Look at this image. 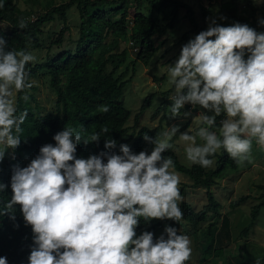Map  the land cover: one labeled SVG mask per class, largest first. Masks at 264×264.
<instances>
[{
	"label": "clouds",
	"instance_id": "1",
	"mask_svg": "<svg viewBox=\"0 0 264 264\" xmlns=\"http://www.w3.org/2000/svg\"><path fill=\"white\" fill-rule=\"evenodd\" d=\"M253 3L261 6L264 0ZM217 19L227 17H206L207 29L183 44L176 61L167 65L168 84L174 89L168 117H179L185 105L199 106L204 111L195 132L181 131L174 123L155 137L144 133L153 147L139 153L123 143L119 153L111 151L117 141L106 138L108 151L87 158L77 157L78 144L82 139L99 143L102 135L107 137V127L87 137L72 126L56 132L55 144L41 146L29 164L12 167L11 197L2 202L0 216L15 220L14 206L19 205L33 235L23 240H31L29 245L21 246L2 242L11 238L6 232L0 239V264L190 261L192 240L177 227L166 224L155 238L151 231L136 232L141 218L145 223L155 219L177 224L184 218L181 177L173 158L164 155L173 148L172 139L179 134L187 161L203 168L212 167L210 157L221 149L240 166L253 162V142L264 149V32L240 22L224 26ZM27 23L19 19L21 29ZM258 24L264 26V18H258ZM7 44L0 34V163L6 155L14 160L21 144L28 111H18L17 96L23 93L22 99L29 100L33 82L27 66L37 59L30 51L8 50ZM98 111L107 113L109 106L101 105ZM217 117H222L218 128ZM8 187L0 183V192Z\"/></svg>",
	"mask_w": 264,
	"mask_h": 264
},
{
	"label": "trees",
	"instance_id": "2",
	"mask_svg": "<svg viewBox=\"0 0 264 264\" xmlns=\"http://www.w3.org/2000/svg\"><path fill=\"white\" fill-rule=\"evenodd\" d=\"M128 1H63L50 6L43 14L34 19L27 20V27L21 29L16 14V0H2L4 7L0 8V22H7L10 30L8 32L0 30V34H3L8 41V50L29 51V44L40 47L38 35L42 32V25L56 18L55 15L61 20L62 25L56 36L51 40V45H61L66 40L64 37L69 31L66 10L73 4L76 6L79 15V25L72 50L62 49L53 53L47 52L45 61L42 64L36 62L29 63L27 66L31 78L35 77L38 71L48 76V84L55 94L54 110L41 113L38 110L37 100L33 94L30 93L27 102L22 99L23 93L18 94V111L27 109L28 116L21 126L24 132L21 144L15 149L16 158L13 160L6 155L2 163H0V183L9 185L7 189L0 192V207H3V201L11 197L10 178L13 165L19 164L22 167L19 159L23 157L28 158L29 164L39 154L41 146L47 143L55 144L53 140L54 134L65 126H72L81 131L82 137H87L91 132L99 131L103 127L109 129L107 137L102 135L99 143L89 142L85 144L82 139L77 146L76 155L78 158H87L91 154L108 151L104 148L106 138H112L117 141L116 148L111 150L117 153H119V145L122 143L128 144L136 153L141 150L151 151L153 145L146 142L143 139V135L147 133L149 136L155 137L157 127L140 126L132 130L131 138L124 137L128 129L126 123L131 111L123 104L122 95L124 87L130 81V78H123L126 70L117 73L119 67L126 63L128 54L127 47H123L121 50L115 49L118 44L117 38L127 37L131 41L132 47L136 48L135 58L130 62L131 71H134L136 62H141L143 65L149 64L158 49V44L153 41V35L164 33L167 30L172 21L177 18L180 7L186 9L185 15L191 25L182 34L183 39L187 37L189 32L199 33L206 29L198 25L192 8L181 0H148V4L153 8L155 7L157 13L162 14L163 20L161 22L155 16L146 15L139 10L142 0H131L134 3V9L129 22L127 21L129 14ZM246 2L248 3V0ZM222 6L223 8L235 7L236 0H224ZM103 7L108 8L105 9ZM115 15L117 16L114 18ZM224 16L227 19L218 22L224 26L240 22L248 24L258 32H264V26L258 24L257 18H248L247 16L234 13H224ZM108 36H111L110 41L105 40ZM65 38L68 39V37ZM126 68H128V64H126ZM166 93H163L164 97H166ZM151 97L152 94L144 98L139 112L134 116L135 124L133 127L138 121L139 113L147 107ZM167 102L164 98L155 109V115L161 109H166ZM101 105L109 106V111L107 113L98 111ZM163 118L164 114L162 113L159 123ZM186 127L187 122L181 126L180 130L182 131ZM8 151L11 152L12 150L9 149ZM164 155L173 158L175 169L192 180V187L201 186L205 188L207 201L200 209L195 210L191 204L185 201L180 203L179 206L184 214L183 220L196 226L205 220L208 213L217 215L220 203L214 196L211 185L216 182V178L221 176L226 168L236 169L239 165L223 149L213 156L215 158L214 168L208 169L199 165L187 166L181 163L173 149H169ZM260 187L264 188V185H260ZM180 191L182 194V187H180ZM247 197L248 195H242L231 202L230 205L237 206ZM261 206H264V199L251 206L250 222L245 227L246 230L253 225ZM14 208L15 220L10 219L8 215L0 216V239L8 232L11 234L9 236L11 238H7L2 242H13L21 246L24 244L29 245L31 240H27V242L23 240L27 239L26 236L32 237L31 226L25 224L20 206L16 205ZM164 223L179 228L181 221L177 224L171 220L161 221L154 219L150 223H145L141 218L140 226L136 229L137 235L143 230H154L157 226ZM15 225H18V227H15ZM214 227L215 223L212 221L208 223L206 228L209 241L203 248L204 258L223 254L224 248L222 246L213 245L212 230ZM159 235L154 236V238ZM27 255L29 254L27 253ZM246 261L243 264H255L250 259Z\"/></svg>",
	"mask_w": 264,
	"mask_h": 264
},
{
	"label": "rangeland",
	"instance_id": "3",
	"mask_svg": "<svg viewBox=\"0 0 264 264\" xmlns=\"http://www.w3.org/2000/svg\"><path fill=\"white\" fill-rule=\"evenodd\" d=\"M63 1L67 0H16V14L18 19L32 20L43 14L50 6ZM181 1L186 2L192 8L196 22L205 29L208 27L206 17H218L219 15H224V13L241 14L248 18H264V5L256 6L253 0H248V3L246 0H236V6L228 8H223L222 4L224 0ZM127 7L129 10L127 21L130 22L134 3L129 0ZM103 8L107 9L108 7ZM139 10L146 15L155 16L160 22L163 20L162 14L157 13L156 8L148 4V0L141 1ZM185 12L186 9L180 7L177 18L172 21L167 30L164 33L153 35L154 43L158 44L157 51L148 65L136 62L134 71H131L130 62L135 58L136 48L132 47V43L127 37L117 38L118 44L115 46V49L121 50V48L127 47L128 53L126 63L119 67L117 73L126 70L123 78H130V81L124 87L122 95L123 104L131 111V115L126 123L128 129L124 137L131 138L132 130L140 126L157 127V132L164 130L168 125L174 123L182 126L187 122V127L182 131L191 129L195 132L198 127L196 120L199 119L200 113L204 111L199 106L185 105L179 117L175 119H169L168 117L171 104L170 97L173 95L174 89L168 84L167 65L174 63L180 54L182 45L198 34V32H189L185 39L182 38V34L191 27ZM66 16L69 31L65 37H68V39L64 37L66 40L58 46L51 45V40L56 36L61 27V20L55 15L56 18L53 20L43 23L42 32L38 35L40 47H35L33 44H29L28 46V50L37 58L34 63L38 62L42 64L45 61L47 52L53 53L57 50L73 49L79 25V15L74 4L66 10ZM219 21L221 20L217 19V23ZM0 30L8 32L10 30L9 24L4 21L0 22ZM105 40L110 41L111 36H108ZM126 64H128V68H126ZM31 80L33 88L30 90V93L37 100L38 110L41 113L53 111L55 94L48 84V76L38 71L36 76L31 78ZM165 92H167L166 97L163 94ZM150 94H152L150 102L139 113L138 121L133 127L135 124L133 120L135 114L139 112L144 98ZM164 98L168 101L166 109H161L155 115V109ZM185 111H191L192 117L184 118L183 113ZM162 113L164 114V118L159 123ZM221 119L222 117H217L216 128L219 127ZM216 128L212 130H216ZM171 143L173 144L172 149L178 155L181 163L191 166L192 164L186 159L184 145L179 140V134ZM198 143H202V141L198 139ZM252 157V163L245 162L244 165H239L236 169L226 168L221 176L216 178V182L211 185L213 194L220 203L217 215L208 213L205 220L196 226L191 225L185 220L181 221L178 229L190 236L193 248L192 257L186 264H243L247 262V259L255 262V264L256 260L259 259L260 264H264V206L260 207L253 225L248 227L247 230L245 229L250 222L251 206L264 199V188L260 187V185H264V149L260 148L255 142H253ZM27 159V157L20 158L19 162L21 164L27 163ZM210 159L214 160V164L209 168H214L215 158L212 157ZM175 171L181 177L179 187L183 188V201L191 204L195 210L200 209L207 201L205 188L201 186L192 187V180L187 175L176 169ZM242 195H248V197L237 206L230 205L231 202ZM212 221L215 223V227L212 230L213 245L222 246L224 248L223 254L204 258L203 248L209 241L206 228L208 223ZM166 224L157 226L151 232L154 233V236L161 234Z\"/></svg>",
	"mask_w": 264,
	"mask_h": 264
}]
</instances>
